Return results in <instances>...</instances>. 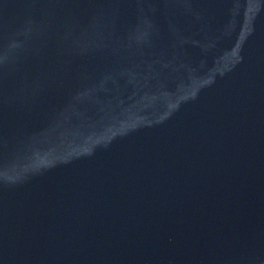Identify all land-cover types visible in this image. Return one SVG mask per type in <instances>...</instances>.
<instances>
[{
    "label": "water",
    "instance_id": "95a60500",
    "mask_svg": "<svg viewBox=\"0 0 264 264\" xmlns=\"http://www.w3.org/2000/svg\"><path fill=\"white\" fill-rule=\"evenodd\" d=\"M0 264H264V0H0Z\"/></svg>",
    "mask_w": 264,
    "mask_h": 264
}]
</instances>
